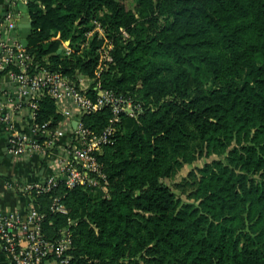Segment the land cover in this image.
<instances>
[{
  "label": "trees",
  "instance_id": "16d2710c",
  "mask_svg": "<svg viewBox=\"0 0 264 264\" xmlns=\"http://www.w3.org/2000/svg\"><path fill=\"white\" fill-rule=\"evenodd\" d=\"M28 6L25 49L34 62L73 78L77 70L97 76L143 102L137 116L121 112L98 154V184L68 186L57 176L49 190L32 191L43 235L71 232L68 264H264V0ZM106 41L113 61L99 70ZM113 113L105 105L82 121L100 133ZM61 118L43 93L36 119L54 129ZM212 153L219 156L175 182L189 199L163 181ZM55 196L67 212L52 207Z\"/></svg>",
  "mask_w": 264,
  "mask_h": 264
},
{
  "label": "built area",
  "instance_id": "2783aa9c",
  "mask_svg": "<svg viewBox=\"0 0 264 264\" xmlns=\"http://www.w3.org/2000/svg\"><path fill=\"white\" fill-rule=\"evenodd\" d=\"M16 1L5 0L7 9L0 19V70L6 68L4 74L16 85L19 101L28 107L31 132H19L13 121L14 106H10L6 96L0 97V120L9 128L8 139L13 153L26 156L33 151L39 152L49 162L53 171L44 181L25 183L23 189L29 192L25 218H20L16 211L0 207L1 246L7 253L10 264H68L71 258L68 251L72 242L71 232L64 229L56 239H48L43 235L40 224L43 213L38 210L32 191L49 190L56 184L57 176H61L68 186L85 182L98 184L99 178L105 177L98 154L116 130V122L119 121L121 112L137 116L141 106L132 101L129 95L103 86L97 76H89L77 70L73 78L34 62L33 55L21 43L17 12L14 9ZM100 28L98 24L95 26L99 34H102ZM92 32L93 29L86 31L87 37ZM63 45L65 52L69 53L71 48ZM112 48L113 43L110 41L98 47L99 70L113 61ZM80 74L86 81L82 82ZM89 86L96 90V96L88 94ZM43 93L52 96L56 109L62 114L54 129L48 127V121L40 122L36 119L38 98ZM105 105L112 109L113 116L100 133H94L83 124L82 115ZM72 119L74 126H71ZM67 130H70L71 136L65 155H50L53 138ZM52 207L67 212V208L57 196L53 197Z\"/></svg>",
  "mask_w": 264,
  "mask_h": 264
},
{
  "label": "crops",
  "instance_id": "0c3cea01",
  "mask_svg": "<svg viewBox=\"0 0 264 264\" xmlns=\"http://www.w3.org/2000/svg\"><path fill=\"white\" fill-rule=\"evenodd\" d=\"M18 1L26 3L28 6V0H17L14 6L17 12V26L20 31L18 22L24 13V8L18 5ZM6 9L5 0H0V19L4 16ZM28 19L30 20L29 13ZM19 36L21 38V35ZM65 42H68V40ZM79 76L82 79V74ZM84 79H82V82ZM2 96H6L11 107L12 105L14 106L12 109L14 114L13 121L19 132L30 134L31 116L29 109L24 102L19 101L17 87L6 74L0 77V97ZM74 124L75 122L72 119L71 126H74ZM9 134V128L0 120V207L4 210L16 211L20 218H25L29 202V192L23 189L25 183L44 181L46 176L53 171V168L39 152L33 151L26 156L13 153L10 150ZM70 136V130H67L62 135L55 136L50 148V155L64 156L66 147L70 142ZM43 137H47V135H43ZM0 264H10L9 257L1 246V239Z\"/></svg>",
  "mask_w": 264,
  "mask_h": 264
},
{
  "label": "rangeland",
  "instance_id": "374dc122",
  "mask_svg": "<svg viewBox=\"0 0 264 264\" xmlns=\"http://www.w3.org/2000/svg\"><path fill=\"white\" fill-rule=\"evenodd\" d=\"M100 31L102 32L103 29L100 28ZM131 98L133 101V97ZM137 100H140V99L137 98ZM138 102L143 104L142 100ZM218 156L219 155L216 153H212L210 155H200L196 157L195 159H193L192 161L185 162L173 176L163 177V181L167 183L174 190L175 194L178 197H180L182 200L189 199V197L187 196V193L183 191L180 187H178L175 182L181 180L184 176H187L189 170L195 169L197 166H201L206 160H210L211 158L218 157Z\"/></svg>",
  "mask_w": 264,
  "mask_h": 264
},
{
  "label": "water",
  "instance_id": "95a60500",
  "mask_svg": "<svg viewBox=\"0 0 264 264\" xmlns=\"http://www.w3.org/2000/svg\"><path fill=\"white\" fill-rule=\"evenodd\" d=\"M18 5L24 8V13L19 19L18 25H20L21 43L23 46H27L28 35L31 30V21L28 19L29 7L26 3H22L21 1H18Z\"/></svg>",
  "mask_w": 264,
  "mask_h": 264
}]
</instances>
